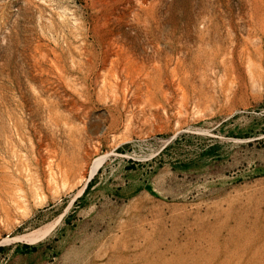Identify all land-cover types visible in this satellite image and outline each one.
Segmentation results:
<instances>
[{"label":"rangeland","instance_id":"rangeland-1","mask_svg":"<svg viewBox=\"0 0 264 264\" xmlns=\"http://www.w3.org/2000/svg\"><path fill=\"white\" fill-rule=\"evenodd\" d=\"M0 264H264V0H0Z\"/></svg>","mask_w":264,"mask_h":264}]
</instances>
